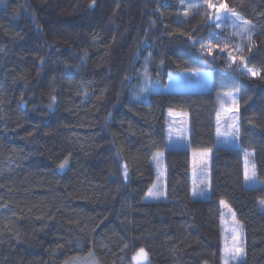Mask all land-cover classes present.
<instances>
[{
  "label": "trees",
  "instance_id": "16d2710c",
  "mask_svg": "<svg viewBox=\"0 0 264 264\" xmlns=\"http://www.w3.org/2000/svg\"><path fill=\"white\" fill-rule=\"evenodd\" d=\"M212 2L253 40L217 28L204 0H0V264H130L141 248L150 264H221L223 202L245 233L241 264H264V186H246L242 152L264 183V0ZM205 71L210 91L151 87ZM230 92L241 150L216 147ZM174 110L193 151L216 150L208 200L192 197L191 152L168 147ZM159 154L167 198L148 202Z\"/></svg>",
  "mask_w": 264,
  "mask_h": 264
},
{
  "label": "rangeland",
  "instance_id": "374dc122",
  "mask_svg": "<svg viewBox=\"0 0 264 264\" xmlns=\"http://www.w3.org/2000/svg\"><path fill=\"white\" fill-rule=\"evenodd\" d=\"M232 13H235L236 16H233ZM219 15L221 19L219 21L215 20V17ZM214 23L217 27V24L219 25V29L226 30L231 36H234L235 38H240L243 40H253V36L256 32L255 27L244 17L240 16L238 13L233 12L229 8L227 10H220L217 12V10L214 12ZM236 17H239V22L235 23ZM243 22H248L246 25ZM250 37V38H249ZM245 73L248 76H251L253 78H259L261 76V72L254 71V70H245ZM252 73H257V75H252ZM196 74V75H193ZM213 80V74L212 72L205 71V72H184L183 74H173L169 77V80L167 82L166 87H160L156 84H152L151 87L154 90V92H163L165 93H185V92H195L199 90H206L209 89L212 85ZM229 95L233 96L239 103V96L237 93H228ZM220 100L224 101L223 109L219 108V116L217 120V125L220 130V135L216 133L217 136V143L216 147L217 149H230L235 148L241 150L240 146V140H241V124H240V113L233 112V113H227L226 110L233 107V104L231 101L227 98V95L224 94ZM240 107V103H239ZM237 117V123L240 129V135L238 138L233 136H226L223 135L225 131H232L230 128V125L232 123V120L230 119L231 116ZM168 117V134H169V142L168 147L169 148H180L184 150H189L191 152V170H192V191L193 189L196 190L197 195H192L193 199L195 201L200 200H208L211 197V176H212V162L214 159V156L216 155V150H209V151H193L192 148H190V134H191V126H190V116L187 111H169L167 114ZM217 128V129H218ZM243 157H244V167L245 171L247 169L249 175H251L252 171H255V177L252 181H246V186L248 188H255V187H262L264 186V183L259 180L257 177V167L255 165V156L254 152H248V151H242ZM155 167L157 171V183H156V189L159 190L162 195H160L159 198H153L147 196L146 201L148 202H157L158 200H164L167 198L166 193V187H167V171L165 167V160L164 155L159 154L155 158ZM245 178V174H244ZM201 181H204L202 183ZM222 223H223V260L221 264H225V261L227 259V264H241L245 260V254H243L241 257H239L236 260L230 259L226 257L225 255V247H231L233 244L232 240V229L233 227H237L236 222H238V231L242 233L241 240L243 244V248L245 251V243H244V237L245 233L243 231L242 224L237 220V217L232 211L231 207L228 205V203L223 202L222 203ZM233 215L235 217V220H233ZM139 252V251H138ZM137 252V253H138ZM146 252V251H145ZM147 253V252H146ZM137 254H135L132 257V261L130 264H150V258L147 254L146 260H137L135 257ZM66 264H102L101 261H99L96 254L92 253L89 255H85L83 257H76L72 260L68 261Z\"/></svg>",
  "mask_w": 264,
  "mask_h": 264
},
{
  "label": "snow or ice",
  "instance_id": "6c2138e0",
  "mask_svg": "<svg viewBox=\"0 0 264 264\" xmlns=\"http://www.w3.org/2000/svg\"><path fill=\"white\" fill-rule=\"evenodd\" d=\"M181 2H183V0H181ZM93 3H95V0H93ZM204 3L207 4V7L209 9H216L217 12H219L220 10H227L228 9V6L227 4H220L219 6H217L216 4H214L212 2V0H204ZM192 7H195L196 5H191ZM187 14V13H185ZM233 16H236L235 13H232ZM221 19V17L219 15H217L215 17V20L219 21ZM239 22V17H236V21L234 22L237 23ZM245 25L248 23V22H243ZM217 27H219V25L217 24ZM250 38V37H249ZM204 44H201V48H204ZM208 52L209 54H211L212 52V47L209 46L208 47ZM221 51H224V49H221ZM231 59L233 61L237 60L238 57L236 56H231ZM239 59H243V57H239ZM193 75H196V74H193ZM252 75H257V73H252ZM227 95V98L231 101V103L233 104V107L232 108H229L226 110V114L227 113H233V112H238L239 111V103L238 101L231 95L229 94H226ZM55 98L53 97V100ZM220 104H221V108L223 109V104H224V101L223 100H220L219 101ZM230 119L232 120V123L230 125V128L232 129V131H225L223 133V135H226V136H233V137H236L238 138L239 135H240V129H239V126H238V123L236 122L237 121V117H235L234 115L230 117ZM217 134L220 135V130L219 128L217 129ZM67 163V160L64 161L63 164L60 165V167H64V164ZM255 177V171L253 170L251 175H249L247 169L245 171V180L246 181H252ZM202 183H204V181H201ZM156 189V186L153 185V189H150L149 192H148V196L149 197H153V198H159L160 195H162V193L159 191V190H155ZM193 195H197V192L195 189H193ZM261 204H264V201H261ZM233 220H235V217L233 215ZM237 224V227H233L232 229V232H233V235H232V240H233V244L231 247H225V255L226 257L230 258V259H233V260H236L238 259L239 257H241L243 254H244V248H243V244H242V240H241V236H242V233L240 231H238V222H236ZM135 259L137 260H146L147 259V253L145 252V250L143 248H141L139 250V252L137 253V256L135 257ZM225 264H227V259L225 261Z\"/></svg>",
  "mask_w": 264,
  "mask_h": 264
},
{
  "label": "crops",
  "instance_id": "0c3cea01",
  "mask_svg": "<svg viewBox=\"0 0 264 264\" xmlns=\"http://www.w3.org/2000/svg\"><path fill=\"white\" fill-rule=\"evenodd\" d=\"M212 84H213V82H212ZM211 88H212V85H211V87L209 88V89H206V90H199V92H206V91H210L211 90ZM168 138H169V135H168ZM170 139V138H169ZM174 148V147H173ZM178 149H180V148H178Z\"/></svg>",
  "mask_w": 264,
  "mask_h": 264
}]
</instances>
